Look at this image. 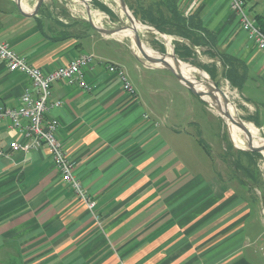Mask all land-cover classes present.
<instances>
[{
  "label": "crops",
  "instance_id": "obj_1",
  "mask_svg": "<svg viewBox=\"0 0 264 264\" xmlns=\"http://www.w3.org/2000/svg\"><path fill=\"white\" fill-rule=\"evenodd\" d=\"M50 2L29 14L37 0H22L24 11L16 0H0V40L44 71L94 55L86 69L91 89L56 81L47 115L58 119L96 203L91 210L63 181L47 146L14 151L13 141L27 139L0 118V264H264V186L235 152L212 150L211 124L202 119L216 113L185 85L180 95L158 86L175 75L147 64L127 41L58 15ZM176 2L241 63L236 88L264 128V51L231 0ZM246 8L264 21V0ZM110 62L125 68L135 93L124 90ZM31 87L27 74L0 60V109L17 107Z\"/></svg>",
  "mask_w": 264,
  "mask_h": 264
},
{
  "label": "built area",
  "instance_id": "obj_2",
  "mask_svg": "<svg viewBox=\"0 0 264 264\" xmlns=\"http://www.w3.org/2000/svg\"><path fill=\"white\" fill-rule=\"evenodd\" d=\"M231 7L240 16L243 29L254 39L258 48L264 51V31L257 19L248 14L247 1L231 0ZM0 60L6 62L11 71L27 74L32 82V87L23 93L17 107L0 109V118L9 119L11 127L22 131L27 139L25 143L13 141L12 149L14 151H29L42 145L47 146L63 181L92 210L96 202L77 176L75 164L70 159L65 145L58 135L59 121L55 117H48L47 113L50 108L49 100L52 96V87L56 81L63 80L70 85L91 89V85L86 80V69L93 62L94 55L84 52L66 65L58 66L51 71H44L30 64L7 42L0 40ZM107 68L118 75L123 82L124 90L131 94L135 93V88L123 66L110 62L107 64ZM55 104L60 105L61 101H57Z\"/></svg>",
  "mask_w": 264,
  "mask_h": 264
},
{
  "label": "rangeland",
  "instance_id": "obj_3",
  "mask_svg": "<svg viewBox=\"0 0 264 264\" xmlns=\"http://www.w3.org/2000/svg\"><path fill=\"white\" fill-rule=\"evenodd\" d=\"M48 1H51L50 2L51 6L53 5L54 7H56L58 9L56 11L58 15L62 13V16H63V15H67L66 13H69L71 15L76 16V18H82V19L88 20L89 14H88L87 7L84 3L80 2L79 0H48ZM98 1L107 5L111 9L113 16L111 14H109L108 12L104 11L103 9H101L99 6H97L96 3L94 2V0H89L88 2H89L90 7H91V14H92V18H93L94 22L97 25L104 27V28H108V29H114V28H117V27H120L123 25H127V28L124 31H122L121 33H118L116 35H113V36H115L116 38L123 39V40L127 41L129 44H131L133 46V49L135 50V52L137 54H139L138 48L135 46V43L133 41V37H131V35H130V31L135 33V31L138 30L141 33L142 38L145 42L144 47L148 51L150 50V51H153L154 53L155 52H159V53L162 52V53H165V56H167V51H168L169 45H171L173 48V46H174L173 40L174 39L183 40L182 38L175 36V35L163 36L162 34L155 32L153 30H150V29H147V30L140 29L138 26L133 24V22L123 12L119 0H98ZM145 2H146V0H145ZM65 11H68V12H65ZM155 41H157V42H155ZM160 47L163 48V50H161ZM196 50H197L198 56H199L198 60L203 65H208L210 67H213V65H214L213 63H215V62H213L214 60L210 56H208L207 54H204L202 52L203 51L202 48H197ZM154 55L158 56L157 54H154ZM140 57L143 61H145V59L142 56H140ZM179 59L183 60L180 57H179ZM145 62L147 64L151 65L148 61H145ZM185 62H188V61H185ZM189 63H191V62H189ZM192 65L197 66V67H201L203 70L208 72L202 66H198L195 64H192ZM216 67H217L216 68V73H217L216 75L217 76L215 78H213L212 75L208 72L212 81L215 83H218V85L221 88H223L225 90L228 89V91L230 92V95H228L227 97L230 99L231 103L236 108L237 116L242 118L244 121L253 123L258 128V137L264 138V128L260 127L254 121L250 120V117L252 118L254 116L249 114L248 110H246V107H247L246 103H245L246 101L244 100V97H243L241 91L238 88H236L235 86H233L226 77H224L219 63L216 65ZM166 71H168L166 73H170L169 70H166ZM136 76H138L137 73H136ZM158 86L163 87V88H167L170 91H173V93L176 95H180L177 91H181V90L187 91L186 90L187 88H185V86H183V84H181L175 76L171 80L165 82L164 84L161 83ZM229 88L231 89V91L229 90ZM206 104L210 107L211 110H213L216 113V114H212V115L209 114L210 116H207L206 118L202 119L207 123L210 122V124H211V128L207 130L205 138H206V140H212L211 142L215 143L212 147V150H214L215 153H217L218 148L221 146V153L224 156L226 154V157L229 156L231 158H232V153L235 152L239 163L242 161H243V163L244 162L247 163L246 168L244 166L243 169L246 170V172L248 174L252 173V175H254V178L252 179V181L257 185V187H260L261 185L264 186V152H259V155H253V156L252 155L245 156L242 152H240L241 149L235 147V145L233 144V142L231 140L227 122L220 115H218V113L215 111V109L213 107H211L207 102H206ZM236 135L238 138L245 136V134L240 133L237 130H236ZM207 138H210V139H207ZM219 143H220V145H219ZM247 146L248 145H246V147ZM248 152H251V151H248ZM240 167H243V166L241 165ZM257 187H256V189H258Z\"/></svg>",
  "mask_w": 264,
  "mask_h": 264
},
{
  "label": "trees",
  "instance_id": "obj_4",
  "mask_svg": "<svg viewBox=\"0 0 264 264\" xmlns=\"http://www.w3.org/2000/svg\"><path fill=\"white\" fill-rule=\"evenodd\" d=\"M94 2L101 9L113 16L111 9L107 5L98 0H94ZM126 2L135 17L144 24L153 26L157 30L168 35H175L183 39L173 40L175 53L181 59L202 66L213 78L217 76L216 65L217 61H219L224 77H226L233 86L239 89L241 88L243 82L242 73L240 74L241 63L238 62L237 58L219 49L217 46L216 33L205 29L201 24L200 17L193 15L186 16L185 13L180 10L176 0H153L150 2H145V0H126ZM257 20L260 23L261 29L264 31V21L262 17L258 15ZM197 48H202V52L214 60L213 62L215 63H213V67L203 65L198 60ZM160 49L163 50L161 47ZM250 120L259 125V121L255 117H250ZM240 152L252 156L259 155V152H248L243 150H240Z\"/></svg>",
  "mask_w": 264,
  "mask_h": 264
},
{
  "label": "water",
  "instance_id": "obj_5",
  "mask_svg": "<svg viewBox=\"0 0 264 264\" xmlns=\"http://www.w3.org/2000/svg\"><path fill=\"white\" fill-rule=\"evenodd\" d=\"M79 1L86 5L87 10H88V14H89L88 21L99 32H101L103 34H106V35H116L118 33H121L122 31H124L127 28V25H123V26H120V27H117V28H114V29H108V28H104V27H101V26L97 25L94 22L93 18H92L91 7H90V4L88 2L89 0H79ZM119 1H120L122 10L126 11L129 14L130 20H133L132 16L135 17V15L130 10L126 0H119ZM16 2L18 4V6L20 7V9L23 10V8H22V0H16ZM43 2H44V0H37V3L35 5L34 10L31 13H29V14H36L38 12V10L41 8ZM130 12H131V14H130ZM145 25H147V24H145ZM147 26L149 27L150 30L158 32V33L162 34L163 36H167L168 35L166 33H163L161 31L157 30L153 26H149V25H147ZM133 41L135 43V46L138 48V50H139V52L141 54V55L140 54H138V55L142 56L145 59V61H148L151 65L162 67V68H166V69L170 70L183 85H185L193 93L197 94L204 101H206L211 107H213L215 109V111L218 113V115H220L225 121H226L225 116H227L230 119H232L235 123H237L240 127H242V129H244V131L248 134V143H247L248 146L247 147L238 146L234 142V139L231 136V133L229 131L231 140H232L233 144L235 145V147H237V148H239V149H241L243 151L264 152V142L260 143V145L254 144V139L250 135V131L247 129V127L245 125V121L242 118L238 117L237 115L234 116L229 111V109H228V98L226 97L224 91L221 89V87L218 85V83H215L216 84V88L223 93L224 98H225V100L227 102V104L225 106L226 108H224L223 105L213 106V104L206 98V96H210L212 99H216V95L214 93V89H212L211 91H207V92L199 90L197 88L196 84L184 74V72L182 71V69L179 66V60L180 59L177 56V54L175 53L174 46H173V56L175 58L177 67H173L167 61V59L165 57V53L160 52L161 55H159V56L151 55L150 53H148V51L144 47L145 42H144V40L142 38V35H141V33L138 30H136L135 33H134ZM159 65H161V66H159ZM199 68H201V67H199Z\"/></svg>",
  "mask_w": 264,
  "mask_h": 264
},
{
  "label": "bare ground",
  "instance_id": "obj_6",
  "mask_svg": "<svg viewBox=\"0 0 264 264\" xmlns=\"http://www.w3.org/2000/svg\"><path fill=\"white\" fill-rule=\"evenodd\" d=\"M123 12L129 18V14L126 11H124V10H123ZM130 14H131V12H130ZM132 18H133V20H131V21L133 22V24L138 26L140 29H145V30L149 29V27L147 25H145L141 21L137 20L135 17L132 16ZM130 35H131V37H134V33L132 31H130ZM138 53L140 54L139 50H138ZM148 53H150L151 55H154V54H157L158 56L161 55V53H159V52H155L154 53L153 51H150V50L148 51ZM165 57H166L167 61L173 67H177L175 58L173 56V48H172L171 45H169V48H168V51H167V56H165ZM179 66L182 69V71L184 72V74L196 84V86H197V88L199 90L207 92L208 90L211 91L212 89H214V93L216 95V99H212L210 96H206V98L213 104V106L223 105L224 108H226L225 106H226L227 102H226V100L224 98V95H223V93L220 90H218L216 88V84H215V82L212 81V79H211V77H210L208 72H206L205 70H203V69H201V68H199L197 66L192 65L189 62H185L183 60H179ZM221 89L224 91L226 97L228 95H230V92L228 91V89L227 90H225L223 88H221ZM229 90L231 91L230 88H229ZM228 109L234 116L237 115L236 114V108L231 103L229 98H228ZM225 118H226V122L228 124L229 131L231 133V136L234 139V142L240 147H246V145L248 143V134L244 131V129H242V127H240L232 119H230L227 116H225ZM245 125H246L247 129L250 131V135L254 139V144L260 145V143L264 142V138H259L258 137V128L253 123L245 121ZM236 130L238 132H240V133L245 134V136H242V137H239V138L236 137Z\"/></svg>",
  "mask_w": 264,
  "mask_h": 264
}]
</instances>
